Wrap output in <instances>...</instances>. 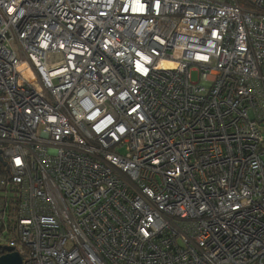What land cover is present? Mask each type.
<instances>
[{
	"label": "built area",
	"instance_id": "2783aa9c",
	"mask_svg": "<svg viewBox=\"0 0 264 264\" xmlns=\"http://www.w3.org/2000/svg\"><path fill=\"white\" fill-rule=\"evenodd\" d=\"M7 247L264 264V0H0Z\"/></svg>",
	"mask_w": 264,
	"mask_h": 264
},
{
	"label": "water",
	"instance_id": "95a60500",
	"mask_svg": "<svg viewBox=\"0 0 264 264\" xmlns=\"http://www.w3.org/2000/svg\"><path fill=\"white\" fill-rule=\"evenodd\" d=\"M8 253L0 256V264H22V258L19 254L12 251L11 248L7 247Z\"/></svg>",
	"mask_w": 264,
	"mask_h": 264
},
{
	"label": "rangeland",
	"instance_id": "374dc122",
	"mask_svg": "<svg viewBox=\"0 0 264 264\" xmlns=\"http://www.w3.org/2000/svg\"><path fill=\"white\" fill-rule=\"evenodd\" d=\"M193 77H194V78L197 77V73H196V72L193 73Z\"/></svg>",
	"mask_w": 264,
	"mask_h": 264
},
{
	"label": "trees",
	"instance_id": "16d2710c",
	"mask_svg": "<svg viewBox=\"0 0 264 264\" xmlns=\"http://www.w3.org/2000/svg\"><path fill=\"white\" fill-rule=\"evenodd\" d=\"M242 4H245V3L242 2Z\"/></svg>",
	"mask_w": 264,
	"mask_h": 264
}]
</instances>
